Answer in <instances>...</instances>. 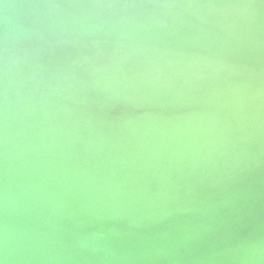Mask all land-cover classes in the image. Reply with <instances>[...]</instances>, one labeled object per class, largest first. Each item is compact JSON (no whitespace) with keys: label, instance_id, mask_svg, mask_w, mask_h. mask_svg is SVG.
Instances as JSON below:
<instances>
[{"label":"bare ground","instance_id":"bare-ground-1","mask_svg":"<svg viewBox=\"0 0 264 264\" xmlns=\"http://www.w3.org/2000/svg\"><path fill=\"white\" fill-rule=\"evenodd\" d=\"M0 21V264H264V0Z\"/></svg>","mask_w":264,"mask_h":264},{"label":"water","instance_id":"water-1","mask_svg":"<svg viewBox=\"0 0 264 264\" xmlns=\"http://www.w3.org/2000/svg\"><path fill=\"white\" fill-rule=\"evenodd\" d=\"M12 23L15 24L13 21H12ZM5 24H6V23H2V21H0V30H1V31H2V30H3V31L6 30V29H4V27L6 26ZM9 26L11 27V25H9ZM7 30H9V29H7Z\"/></svg>","mask_w":264,"mask_h":264}]
</instances>
